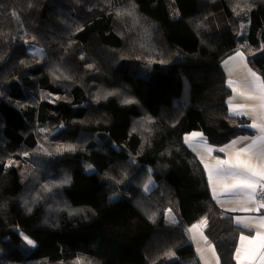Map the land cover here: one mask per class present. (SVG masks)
Returning a JSON list of instances; mask_svg holds the SVG:
<instances>
[{
	"label": "trees",
	"instance_id": "1",
	"mask_svg": "<svg viewBox=\"0 0 264 264\" xmlns=\"http://www.w3.org/2000/svg\"><path fill=\"white\" fill-rule=\"evenodd\" d=\"M263 46L264 0H0V264H199L201 220L234 264L183 137L250 133L221 64L241 51L264 81Z\"/></svg>",
	"mask_w": 264,
	"mask_h": 264
},
{
	"label": "crops",
	"instance_id": "2",
	"mask_svg": "<svg viewBox=\"0 0 264 264\" xmlns=\"http://www.w3.org/2000/svg\"><path fill=\"white\" fill-rule=\"evenodd\" d=\"M239 52L242 53L244 58L243 60H241L240 58H236L235 60H230V57H234L235 54L237 53L236 52L233 55L229 56L227 59H225L221 64L222 71L225 75L226 84L228 86V89L230 90V94L226 99V106L229 116L240 120H244L245 124L242 125V128L248 130L250 133L239 135L231 139L229 142H227L222 146L212 145L211 143H209L207 138L201 132H197V131L186 134L183 137V142L185 147L196 157V159L200 162V164L204 169L212 200L222 212L232 217L234 225L240 230V234L237 240V247L233 255L234 264H237V259H236L237 248L251 247V245L249 244V240L256 237L258 232L264 233V229H261L258 226V223H253L249 226H245L243 224H238L237 218H253L255 220H258V218L263 215L260 213V209L259 211H254V212L243 210L245 207L256 208L258 204L256 198H255L256 203H250L247 201V197L242 196L239 193L225 194L221 191L220 186H217V192L219 193V197L218 199H215L213 197L212 187L209 184L208 174L204 167V164L208 163L210 165H214L217 159H225V160L229 159L239 149L246 147L249 143H251L252 138L258 135V131L256 129L249 127V125H251L253 120L257 119V114L255 113H249L247 115L234 114L230 111V104L251 105V104L259 103L258 101H247L238 95L239 92L252 94L253 77L249 74V69L252 72H254L256 76L260 77V82L264 83L263 78L260 76V74H258L250 66L247 56L243 52L241 51ZM225 61H228V63L226 64ZM233 88L236 89V93L233 92ZM192 133H200L201 136L203 137V140H201L198 137L196 140L191 141L190 143H186L185 137L190 136ZM242 138H246V139H242ZM232 141H240V142L236 143L235 145H232ZM205 142L208 147L213 149L211 154H209L204 150L203 145ZM219 149H225V150L221 152L218 151ZM228 183H231V181H228ZM170 220L176 221L177 216L174 215L173 218ZM200 222L193 224V225H199L198 229H196L193 232L188 231V235L192 243V246L194 248L196 258L198 259L199 264H220V260L216 248L205 234L206 226L201 225ZM193 225L189 226L188 229L192 228ZM241 236L248 237L249 240L242 241ZM253 243H255V241H253ZM259 255L260 253H257L255 264H261V261L259 260Z\"/></svg>",
	"mask_w": 264,
	"mask_h": 264
},
{
	"label": "snow or ice",
	"instance_id": "3",
	"mask_svg": "<svg viewBox=\"0 0 264 264\" xmlns=\"http://www.w3.org/2000/svg\"><path fill=\"white\" fill-rule=\"evenodd\" d=\"M236 58L244 59L242 53L239 51L234 57H230V60H235ZM225 63L227 64L228 61H225ZM249 74L253 77L252 94L239 92L238 95L247 101H258L259 103L251 105L230 104V111L234 114H257V119H254L249 127L256 129L258 135L252 138L251 143L239 149L229 159H217L214 165L204 164L215 199L219 197L217 186H220L221 191L225 194L239 193L247 197V201L250 203H256L257 191L264 194V83L260 82V77L256 76L250 69ZM233 92L236 93L235 88H233ZM128 102L130 103L131 101ZM198 137L203 140L200 133H192L190 136L185 137V142L190 143ZM239 142L232 141V145ZM203 147L206 152L212 153L213 149L208 147L206 142ZM224 150L219 149L218 151L223 152ZM228 181H231V183H228ZM145 190H148L147 185L145 186ZM261 208H264V202L258 203L256 208L245 207L243 210L254 212L259 211ZM237 223L245 226L258 223V226L264 229V216L259 217L258 220L253 218H237ZM200 224L206 226V221L201 220ZM198 228L199 225H193L188 231L193 232ZM24 239L29 245L34 243L28 237H24ZM241 240H249V238L241 236ZM249 244L251 247L237 248V264H255L257 253H260L259 260L261 264H264V233L258 232L256 237L249 240Z\"/></svg>",
	"mask_w": 264,
	"mask_h": 264
},
{
	"label": "rangeland",
	"instance_id": "4",
	"mask_svg": "<svg viewBox=\"0 0 264 264\" xmlns=\"http://www.w3.org/2000/svg\"><path fill=\"white\" fill-rule=\"evenodd\" d=\"M262 50H264V46L262 47ZM30 52H31V53H34V54H39L41 51H40V49L36 48L35 46H32V47L30 48ZM42 98H46V99L49 100V101H53L55 97H54V96L50 97V95L42 94ZM11 162H12V160H10V162H9L8 164H10ZM13 163H15V161H14ZM146 185L148 186V190H147V191L145 190V186H146ZM154 186H155V179H154L151 175H149V176H148V179H147V181H146V183H145L144 186H143V190H144L145 192H148V191L151 190ZM174 215H175V214H174V211H172L171 209L167 210L166 213H165V217H166V219H168V220L172 219ZM24 237H27V236L23 235L22 238L24 239ZM24 241L26 242L25 239H24ZM26 243H27V242H26ZM27 244H28V243H27ZM28 245H29V244H28ZM29 246H30V247L34 246V243H33L32 245H29Z\"/></svg>",
	"mask_w": 264,
	"mask_h": 264
},
{
	"label": "built area",
	"instance_id": "5",
	"mask_svg": "<svg viewBox=\"0 0 264 264\" xmlns=\"http://www.w3.org/2000/svg\"><path fill=\"white\" fill-rule=\"evenodd\" d=\"M256 199L258 203L264 202V194L257 192ZM260 213L264 216V208L260 209Z\"/></svg>",
	"mask_w": 264,
	"mask_h": 264
}]
</instances>
